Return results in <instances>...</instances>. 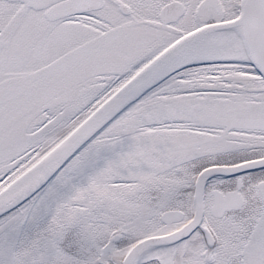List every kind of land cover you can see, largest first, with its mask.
<instances>
[{
	"label": "snow or ice",
	"instance_id": "obj_1",
	"mask_svg": "<svg viewBox=\"0 0 264 264\" xmlns=\"http://www.w3.org/2000/svg\"><path fill=\"white\" fill-rule=\"evenodd\" d=\"M0 264H264V0H0Z\"/></svg>",
	"mask_w": 264,
	"mask_h": 264
}]
</instances>
